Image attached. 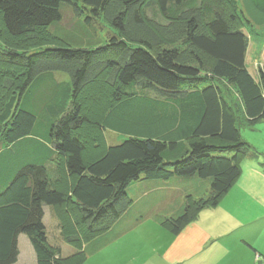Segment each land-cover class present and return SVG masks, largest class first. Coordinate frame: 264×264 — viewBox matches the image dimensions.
<instances>
[{"label":"trees","instance_id":"16d2710c","mask_svg":"<svg viewBox=\"0 0 264 264\" xmlns=\"http://www.w3.org/2000/svg\"><path fill=\"white\" fill-rule=\"evenodd\" d=\"M249 1L264 13V0ZM239 12L237 0H0V264H17L20 235L36 264H70L73 255L50 245L44 209L70 204L86 234L103 236L134 203L132 184L207 182L193 211L155 216L173 235L217 206L242 159L258 156L241 128L264 121V65L256 77L246 66ZM105 26L113 33L99 44ZM99 83L111 104L91 123L81 98L89 92L97 105ZM82 127L101 148L88 162ZM107 133L119 142L107 145ZM27 144L37 161L23 155ZM57 157L69 194L50 163Z\"/></svg>","mask_w":264,"mask_h":264},{"label":"rangeland","instance_id":"374dc122","mask_svg":"<svg viewBox=\"0 0 264 264\" xmlns=\"http://www.w3.org/2000/svg\"><path fill=\"white\" fill-rule=\"evenodd\" d=\"M239 5V16L241 19V25L243 28L244 33L248 37V47L246 52V59L245 63L248 68V70L251 72L253 76H257V68L263 67V53H264V13H260L256 11L249 0H237ZM71 20L67 15V23H69ZM113 33V30L109 27L103 28L102 31L99 29H96V35L100 39L98 42L99 44H102L106 41L107 36L111 35ZM17 45V44H14ZM2 67H9L7 65H2ZM14 70V69H13ZM55 79L60 81H67L69 80L68 77L63 73H55ZM220 87L225 96L228 97L229 102L234 108L239 110V102L235 95V92L227 86L225 83L221 82ZM99 88H103L99 89ZM96 89L94 94H96V99L93 100V102L97 105L94 106L93 103H91L90 99H86L87 95L90 94L89 92L82 96V107L83 112L87 119L94 123L96 119L99 118L100 113H102V109L105 110V108H108L111 104L108 96H107V88H105L102 83H99L96 85ZM46 89L43 88L42 91L39 90V95L43 94ZM91 91V90H90ZM99 98H98V97ZM98 108V110H95L96 113L90 114V111L94 108ZM100 111V112H99ZM99 112V113H98ZM86 131V132H85ZM90 129H84L83 127L79 132V137L83 140L86 149L84 155L85 162H88L90 154L101 151V148L98 144L97 148L91 147V141L89 140V134ZM110 133V132H109ZM109 133L105 134L107 145H114L118 140L115 139V137H119V135H113L112 137H109ZM241 139L243 142L250 145V147L258 153V157L260 153H263L264 151V121L256 124L252 127H242L240 130ZM96 137V135L94 136ZM102 143L101 138L98 140ZM102 146V144H101ZM94 149V150H93ZM263 150V151H260ZM33 150L30 148V144H27V146L23 149V155H27V159L29 162L37 161L38 156H32L31 153ZM248 158V157H244ZM243 158V159H244ZM242 159V160H243ZM256 159V158H254ZM263 159V158H262ZM240 161V160H239ZM51 164H56L58 166V170L61 174V165L63 163L62 157H57V160L53 159ZM61 178H59V188H62V185L64 184V187L62 188L65 190L64 192L69 194V190L72 186L71 179H67L63 174H61ZM171 180V179H170ZM173 180V179H172ZM161 182V181H156ZM143 183V184H142ZM203 187L191 185V184H180V185H173L169 184L167 185V188H160V187H152L149 188V186L142 187L144 189H141V191L135 195L134 192V205L133 207V219L142 220L141 223L144 222V224L147 223H153L156 218L155 216L166 215L165 212H171L172 215H177L181 213L186 205H189V208L191 211H193L192 208H195V203L192 199H204L207 194V182H203ZM58 185V184H57ZM136 185H149L146 182H140L136 183ZM187 185H191V189L187 187ZM253 187V186H251ZM263 190H262V189ZM261 188L258 186V191L261 197V207L264 206V185L262 184ZM61 190V189H60ZM181 192H192L188 193L186 195H182L181 193H178L177 191ZM191 190V191H189ZM168 193L169 195V202L162 206V204H159V201H161L160 198H158V195ZM191 194V195H190ZM140 201V202H139ZM221 202V201H220ZM219 202V203H220ZM217 204L218 207H213L206 209L203 212H199L194 220L190 222V224L187 226V228L184 230L185 235L189 234V232L196 230L199 231L202 234H205L204 231L199 230L198 228L200 226H220L222 224H226L227 220L222 219L220 216L221 214V206L220 204ZM252 207H260L259 204H251ZM241 207H245L241 206ZM240 207V209H241ZM74 209V210H72ZM189 210V211H190ZM213 210V211H212ZM240 211V210H239ZM143 216V217H142ZM145 216H147L146 219H143ZM256 216L255 214L249 218V217H239L237 213H235V219L234 222H248L250 219L254 218ZM169 217V216H168ZM245 218V220H242ZM231 223V222H229ZM227 223V224H229ZM43 224L45 226L47 236L50 241V245L58 248L61 252V254L65 258H69L73 255L72 260H70L68 263L70 264H158L159 260L156 258L159 254H161L160 249L157 251V253L151 252L149 248L145 249L143 244L136 243V249L134 250V247L131 243V251L129 250L130 247L127 248V246H124L123 244H116L117 242L112 240L109 241L110 238L113 237V234H110L107 238L108 240L105 242H102V247L99 246L100 242L97 241L102 236H96L95 234H86L83 229V227L79 224V220L76 216V210L70 204L66 205L65 207L56 210V211H50L49 208L44 209V218H43ZM226 224V225H227ZM115 225V224H114ZM114 225L110 224V230L113 228ZM225 226L223 227V229ZM107 232V233H108ZM106 233V234H107ZM116 233V232H115ZM105 234V235H106ZM108 235V234H107ZM136 235V234H135ZM79 239L77 242H72L71 244H67L66 238L69 237H75ZM80 236V237H78ZM96 237V238H94ZM130 237H135L134 234ZM106 239V237H104ZM94 239V240H93ZM136 240V239H135ZM97 241V242H95ZM114 241V242H113ZM112 242V243H111ZM120 245V246H119ZM155 246V245H154ZM154 246H150V249H152ZM81 248V249H80ZM18 250H19V256H18V262L17 264H36L35 255L32 250L31 245L29 244L28 239L24 235H20L18 238ZM83 251V252H82ZM77 252H82L79 255L75 254ZM159 253V254H158ZM84 254V257L81 255ZM83 258V259H82ZM68 259V260H69Z\"/></svg>","mask_w":264,"mask_h":264},{"label":"crops","instance_id":"0c3cea01","mask_svg":"<svg viewBox=\"0 0 264 264\" xmlns=\"http://www.w3.org/2000/svg\"><path fill=\"white\" fill-rule=\"evenodd\" d=\"M259 155L261 156L256 159L244 158L241 161L239 178L219 203L222 211L220 216L222 219H226L227 223H231L218 227L200 226L198 229L204 231L205 234L193 230L185 235L184 230L189 223L179 234L173 235L169 227L161 225L156 220L153 223L144 224V222L141 223L142 220L133 219V207H130L107 233L108 235H103L97 240L100 242L99 246L102 247V242L107 241V237L113 234L115 238H110L109 241L118 237L114 241L117 242L116 244L127 246L126 250L130 247L131 251L132 242H134L132 243L134 250L136 243H142L145 249L149 248L154 253L160 249L161 254L158 253L159 255L156 257L159 260L158 264H259L262 260L264 261V206L261 207V197L258 191V186L261 188L262 184L264 185V151ZM146 183L149 185L132 184L129 187L132 197H134V192L137 196L141 189H144L142 187L146 186L170 189L167 188L169 184L175 186L186 183L203 187V184L197 179H173ZM191 185H187V187L191 189ZM175 191L186 196L188 193H192ZM157 197L161 199L159 204L162 206L169 202L168 193ZM255 203L260 207H252L251 204ZM244 205L245 207H241ZM235 213L239 217L250 216L249 218H251L254 214L256 216L248 222H234ZM165 214L163 217L171 216V212H165ZM146 218L147 216L143 219ZM133 234L135 237H130ZM150 246L154 247L150 249ZM256 256L259 257L260 262H256Z\"/></svg>","mask_w":264,"mask_h":264}]
</instances>
